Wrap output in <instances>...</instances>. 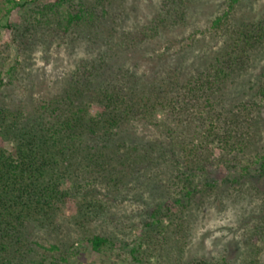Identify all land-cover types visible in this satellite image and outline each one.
<instances>
[{"label":"trees","instance_id":"trees-1","mask_svg":"<svg viewBox=\"0 0 264 264\" xmlns=\"http://www.w3.org/2000/svg\"><path fill=\"white\" fill-rule=\"evenodd\" d=\"M238 1L230 0L211 22L210 27L225 38L218 51L192 53L188 64L184 55L179 56L174 66L156 68L147 74L126 65L129 51L138 45L143 47L167 23L177 24L187 14L182 0H163L157 20L138 28L122 27L121 31H116L114 25L121 10L111 12L110 0H22L10 6L9 14L17 7L30 6L20 26L23 33L30 26H42L49 34L58 33L62 38L71 32L75 34L72 41L77 39L91 51L96 47L99 50L94 56L80 59L65 76L57 98L39 101L27 113L0 109V135L11 143L10 149L0 146V264H43L21 260L17 247L26 243L25 227L32 222L41 224L42 219L74 201L73 184L65 185L73 183V176L77 177L75 181H81L84 170L104 172L107 183L113 181L117 186L120 165L129 170L128 175L136 177L170 160L165 166L173 164L168 175L172 205L178 208L205 185L216 184V180L207 179L215 171L214 164L219 159L229 163L228 153L243 151L253 141L247 121L259 105L256 100L241 101L239 106L229 108L228 115L215 110L216 101L223 98L215 95L223 93L233 75L251 68L255 60L249 53L264 45L263 19L241 21L231 27L230 16ZM6 27L12 28L13 24L8 22ZM103 32L104 38L100 36ZM261 85L255 94L258 98L264 97V84ZM92 103H99L101 110L91 114ZM218 121L222 127L219 131ZM245 122L247 127L242 125ZM141 123L144 127L166 128L169 138L177 130V123L186 128L193 125L203 140L195 145V140L171 141V146L156 139L140 142L135 128ZM211 133L216 134L222 151L218 159L209 161L199 154L212 147L208 142ZM256 160L263 171L264 154ZM241 161L239 164L247 172L251 158L245 164ZM164 205L156 203L151 221L146 222L148 227L160 226L156 217L171 218L172 207ZM88 241L94 250H99L111 239L94 234ZM15 245L16 249L10 250ZM189 264L211 263L198 260Z\"/></svg>","mask_w":264,"mask_h":264},{"label":"rangeland","instance_id":"rangeland-1","mask_svg":"<svg viewBox=\"0 0 264 264\" xmlns=\"http://www.w3.org/2000/svg\"><path fill=\"white\" fill-rule=\"evenodd\" d=\"M51 1L40 0V3ZM21 2L0 0V109L27 113L37 102L57 98L64 87L65 76L80 59L97 54L99 47L91 51L86 43L77 39L72 41L75 34L70 32L62 38L58 33L49 34L42 26L34 29L30 26L23 33L20 26L24 24L30 6L17 7L8 13L11 5ZM162 2L110 0L111 12L115 8L121 10L115 20V30L138 28L150 20H157ZM182 2L187 14L177 24L167 23L166 27H161V31L147 39L143 47L131 48L126 65H134L139 73L147 74L156 68L174 66L179 56L184 55L185 64H188L192 53L221 48L225 38L210 25L230 0ZM260 18L264 20V0H239L230 16L231 27L241 21ZM8 22L13 24L12 28L6 27ZM100 36L104 38V32ZM102 46L104 48V43ZM249 56L255 62L245 72L233 75L223 93L215 95L223 97L216 101L215 110L228 115L233 104L259 102L247 121L254 138L243 151L228 153L229 163L219 159L214 164L215 171L207 179L209 182L216 180L215 185H205L185 202V206L178 208L172 205L174 197L168 172L172 171L173 164L166 167V162H170L168 159L136 177L128 175L129 170L120 165L117 186L113 181L107 183L104 172L96 174L84 170L81 181H75L77 177L73 176V183L65 185L73 184L75 200L42 219L41 224H27L24 230L26 243L12 246L10 250L19 248L21 260L26 263L33 260L43 264H189L198 260L211 264H264V169L260 170L256 160L264 154V97L255 95L264 84V45L259 50L252 49ZM100 110L99 103L90 105L91 114ZM220 121L217 122L218 131ZM242 125L247 127L246 122ZM176 128L171 140L163 127L162 130L156 126L144 127L141 123L135 129L140 142L156 139L169 146L173 141L195 140V145L203 140L193 125L186 128L177 123ZM208 142L212 147L199 155L209 161L218 159L222 150L216 134H212ZM0 146L10 149L11 143L0 135ZM223 151L226 154V148ZM236 158H242L244 164L251 158L247 172L239 164L241 160ZM148 173H152L151 177ZM157 202L161 207L164 204L172 207L174 213L171 218L156 217L160 226L148 227L146 222L151 221L150 214ZM94 234L106 235L111 242L94 250L88 241Z\"/></svg>","mask_w":264,"mask_h":264}]
</instances>
